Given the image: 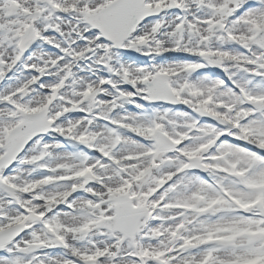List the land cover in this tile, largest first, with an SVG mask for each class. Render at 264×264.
<instances>
[{"label": "snow or ice", "instance_id": "snow-or-ice-1", "mask_svg": "<svg viewBox=\"0 0 264 264\" xmlns=\"http://www.w3.org/2000/svg\"><path fill=\"white\" fill-rule=\"evenodd\" d=\"M0 264H264V0H0Z\"/></svg>", "mask_w": 264, "mask_h": 264}]
</instances>
